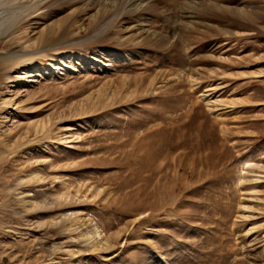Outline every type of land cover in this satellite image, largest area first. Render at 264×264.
Returning a JSON list of instances; mask_svg holds the SVG:
<instances>
[{
    "label": "rangeland",
    "instance_id": "1",
    "mask_svg": "<svg viewBox=\"0 0 264 264\" xmlns=\"http://www.w3.org/2000/svg\"><path fill=\"white\" fill-rule=\"evenodd\" d=\"M7 52L0 264H264V0H0Z\"/></svg>",
    "mask_w": 264,
    "mask_h": 264
},
{
    "label": "bare ground",
    "instance_id": "2",
    "mask_svg": "<svg viewBox=\"0 0 264 264\" xmlns=\"http://www.w3.org/2000/svg\"><path fill=\"white\" fill-rule=\"evenodd\" d=\"M17 56H19V54L17 52H7L5 54H2L0 55V60H2L3 63H9L12 62V61H16L17 59ZM20 65V64H19ZM21 66V65H20ZM168 137V136H167ZM171 140L168 138L167 141H162L161 144L164 146V147H167V144L170 145V142ZM171 146V145H170ZM162 147V146H161ZM161 147L159 148V151L157 152L158 154H160V152L162 151L161 150ZM172 147V146H171ZM168 150V149H167ZM155 152V151H154ZM153 153V152H152ZM155 156V155H154ZM151 157V156H150ZM157 157V156H156ZM157 159V158H156ZM158 168V167H157ZM156 169V167L154 168ZM155 171V170H154ZM155 192V191H153ZM154 194V193H153ZM154 196V195H153ZM152 205L154 206V204L152 203ZM151 206V205H150ZM149 206V207H150ZM152 208V206H151Z\"/></svg>",
    "mask_w": 264,
    "mask_h": 264
}]
</instances>
